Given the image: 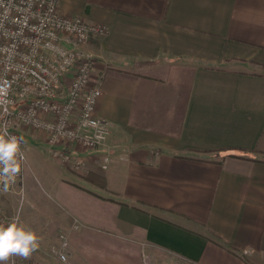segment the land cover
<instances>
[{
    "label": "crops",
    "instance_id": "obj_1",
    "mask_svg": "<svg viewBox=\"0 0 264 264\" xmlns=\"http://www.w3.org/2000/svg\"><path fill=\"white\" fill-rule=\"evenodd\" d=\"M58 5L108 27L81 50L109 136L35 199L68 264H264V0Z\"/></svg>",
    "mask_w": 264,
    "mask_h": 264
},
{
    "label": "built area",
    "instance_id": "obj_2",
    "mask_svg": "<svg viewBox=\"0 0 264 264\" xmlns=\"http://www.w3.org/2000/svg\"><path fill=\"white\" fill-rule=\"evenodd\" d=\"M107 32L105 25L63 13L58 0H0V126L19 138L22 127L43 132L53 157L80 168L83 158L70 145L95 150L110 133L98 115L100 82H91L96 61L81 50L91 35ZM21 149L25 159L7 191L27 163L23 139ZM109 162L106 154L102 168ZM10 221L0 209V223ZM59 256L66 260L64 252Z\"/></svg>",
    "mask_w": 264,
    "mask_h": 264
},
{
    "label": "rangeland",
    "instance_id": "obj_3",
    "mask_svg": "<svg viewBox=\"0 0 264 264\" xmlns=\"http://www.w3.org/2000/svg\"><path fill=\"white\" fill-rule=\"evenodd\" d=\"M20 135L26 144L27 163L18 184L11 191H0V209L10 220L19 217L22 223L36 231L41 242L29 259L13 257L9 264H68L67 255L66 260L59 256L60 252L66 254L61 235H67L59 214L62 211L66 215V209L60 205L35 206L36 198L51 200L50 184L41 169L60 172L64 165L52 156L43 132L22 127Z\"/></svg>",
    "mask_w": 264,
    "mask_h": 264
},
{
    "label": "clouds",
    "instance_id": "obj_4",
    "mask_svg": "<svg viewBox=\"0 0 264 264\" xmlns=\"http://www.w3.org/2000/svg\"><path fill=\"white\" fill-rule=\"evenodd\" d=\"M22 138L12 134L6 125L0 126V185L7 191L21 171L25 159ZM41 237L14 217L7 224L0 223V264H9L13 257L29 259L40 247Z\"/></svg>",
    "mask_w": 264,
    "mask_h": 264
}]
</instances>
